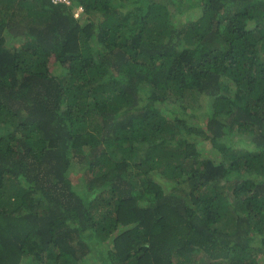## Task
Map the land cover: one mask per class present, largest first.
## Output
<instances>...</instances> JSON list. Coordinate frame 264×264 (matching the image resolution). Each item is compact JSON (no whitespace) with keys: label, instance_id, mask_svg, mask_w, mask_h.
<instances>
[{"label":"trees","instance_id":"1","mask_svg":"<svg viewBox=\"0 0 264 264\" xmlns=\"http://www.w3.org/2000/svg\"><path fill=\"white\" fill-rule=\"evenodd\" d=\"M142 1L0 0V264H260L264 0Z\"/></svg>","mask_w":264,"mask_h":264},{"label":"rangeland","instance_id":"2","mask_svg":"<svg viewBox=\"0 0 264 264\" xmlns=\"http://www.w3.org/2000/svg\"><path fill=\"white\" fill-rule=\"evenodd\" d=\"M142 1V0H141ZM143 2V1H142ZM187 14V13H186ZM99 15H101V13H98L96 16L94 15V17L95 18H97V19H99ZM187 15H193V12H192V14H187ZM54 58H52L51 60H50V69H51V71L54 73L55 72V69L57 68L56 66V63H54ZM72 177H73V180H74V182H75V184H78V183H81V181L79 180V178L81 177L78 173H76L75 171H74V173L72 174ZM97 253H98V251L96 252V254H95V256H94V258L92 259V264H102L101 263V259H97ZM257 259H259V263L260 264H264V254L263 253H261V254H259V256H258V258Z\"/></svg>","mask_w":264,"mask_h":264},{"label":"clouds","instance_id":"3","mask_svg":"<svg viewBox=\"0 0 264 264\" xmlns=\"http://www.w3.org/2000/svg\"><path fill=\"white\" fill-rule=\"evenodd\" d=\"M60 1H65V2H67V3H69V4H71L70 0H52V2H53L54 4H56V3L60 2ZM74 11H75V16H77V17H83V16H84V13H83L84 8H83L82 5H80V4H79V5H76V6L74 7ZM98 13H100V12H96V13H94L95 16H96ZM86 16H87V14H86ZM94 18H95V17H94ZM102 19H103L102 14L99 15V19L95 18V20H97V21H101ZM74 171H75L76 173H78L80 176H82V174L77 170V168H75V169L71 172V175H70V176H71L72 183H73L74 185H76L75 182H74V180H73V177H72V174L74 173ZM239 177H240V176H239ZM239 177L237 178L236 181H239ZM252 177H253L254 179H259V177H257L256 175H253ZM79 180L82 181V180H83L82 177H80Z\"/></svg>","mask_w":264,"mask_h":264}]
</instances>
